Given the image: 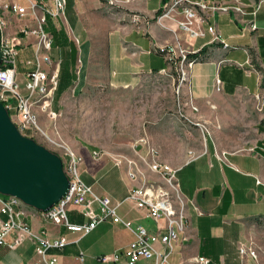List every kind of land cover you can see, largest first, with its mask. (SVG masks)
Segmentation results:
<instances>
[{"label":"crops","instance_id":"obj_1","mask_svg":"<svg viewBox=\"0 0 264 264\" xmlns=\"http://www.w3.org/2000/svg\"><path fill=\"white\" fill-rule=\"evenodd\" d=\"M47 1L53 5V0ZM165 1L121 0L118 5L111 6L107 0H67L64 16L48 15L50 28L47 31L51 34V29L57 30V24L65 23L69 41L73 40L72 28L75 26H82L88 35L86 63L82 61V43L77 38L76 61L85 70V85L81 90L91 79L99 83L128 86L143 75L161 72L166 68V59L159 48L171 42L174 37L152 19ZM209 1L224 2L230 7L228 12L217 13L212 21L216 22L222 36L232 48L226 51L218 44H207L204 52H201L203 59L195 62L191 68L187 93L200 107L199 120L203 118L205 122L210 120L208 104L218 106V110H221L222 102H242L243 115L251 116V122L246 119L245 128L249 129L248 126L253 127L254 109L245 101L251 97L264 99V3L254 16L252 11L259 0H240L246 11L243 15L235 10L238 3L234 0ZM135 13L148 18L149 23L141 24L142 27L139 28L132 20ZM10 17L12 22L20 25L13 16ZM253 20L258 25L256 30L248 27L249 21ZM16 30L17 27L11 24V31ZM104 35L107 36V41L102 38ZM179 37L191 49H198L210 40V35L192 40L184 32H180ZM54 45L53 37V47ZM52 56L56 61H61ZM111 66L116 67L115 74L111 72ZM102 67L106 68V74ZM217 79L221 80L220 90L217 89ZM74 92H77L75 88ZM263 116L264 113L261 114L259 123ZM196 126L203 130L202 123ZM258 129L262 134L256 141L231 135L228 139H223L214 136L210 130L209 133L205 131L202 145L185 148L181 160L165 159L160 155L163 161L178 168L180 188L187 202L186 234H182L176 244L172 255L174 264H197L194 261L196 256L209 258L211 264H241L239 244L249 239L256 243L259 262L264 264V243L261 241L264 240V123ZM29 136L34 137L33 134ZM207 136L212 140V150ZM149 140L153 143L152 139ZM72 145L82 158L81 163L86 162L82 169L84 177L81 174L83 180L93 185L98 193L110 195L115 202L125 200L130 187L143 182L142 177L136 181L129 177L130 167L135 165L147 178L155 176L145 163L149 160V154L143 145L133 146L134 155L122 157L98 156L96 150H90L79 141ZM238 165H243L248 170L242 173ZM21 207L26 211L21 218L34 231L45 232L49 236L60 233L70 240L71 243L64 249L54 251L61 264H84L85 255L91 254L96 246L102 247L98 256L110 254L123 249L134 239L131 229L111 220L101 223L91 233L80 238L79 234L49 222L42 211L25 203L23 206H16L17 209ZM70 211L77 215L83 214L75 207ZM119 212L125 219L131 220L133 225L142 224L151 232L160 231L146 210L138 209L131 202H124ZM7 218L0 211V221ZM69 219L80 224L89 221L85 215L82 219ZM161 224L165 225V221H161ZM162 232L165 233L166 230L163 229ZM78 238L80 239L76 242ZM33 245L36 250V243L33 242ZM247 262L253 264L251 259ZM38 263L44 264L39 255ZM146 263L145 260L138 262Z\"/></svg>","mask_w":264,"mask_h":264},{"label":"built area","instance_id":"obj_2","mask_svg":"<svg viewBox=\"0 0 264 264\" xmlns=\"http://www.w3.org/2000/svg\"><path fill=\"white\" fill-rule=\"evenodd\" d=\"M18 0L0 1V31L3 62L0 66V102L7 108L13 121L24 134L27 129L39 131L47 136L52 143L61 147L65 146L50 137L39 123L40 115H44L51 121H56L60 115L54 109V99L59 88L60 64L52 56L53 36L45 28L48 15L53 17L64 16L67 0H53L50 5L47 0ZM111 6H116L121 0H107ZM235 10L242 15L246 13L244 4L240 0ZM264 0L255 3L252 11L254 16L261 9ZM230 10L228 4L209 0H166L152 19L163 29L173 33L174 41L161 45L159 51L166 59L167 67L161 72L175 69L179 89L187 87L191 78V68L194 63L203 59L201 52L207 44H218L224 50L232 46L222 36L216 22L212 18L217 13H225ZM10 16H13L19 29L14 34L11 31ZM134 23L141 28V24H148L149 19L141 14L132 15ZM251 30L258 28L257 23L249 21ZM184 32L187 36L196 40L210 35L209 42L198 49H188L183 46L178 32ZM28 39H33L29 42ZM32 45L34 47L35 61L27 60L29 68L23 74V87L18 80L17 59L21 47ZM191 54H198L192 58ZM200 55V56H199ZM217 89H221V80L217 79ZM181 104L192 111H199L194 98L185 93ZM12 100H15L14 104ZM15 110V115L11 111ZM201 125V123H198ZM203 132L205 133V129ZM27 135V134H25ZM29 136V135H27ZM31 137V136H29ZM143 145L147 148L149 160L145 161L149 171L154 177L147 178L145 173L134 165L129 169V177L136 181L143 178V182L130 187L125 200L115 202L110 195L98 193L93 185L85 182L81 176L79 165L82 158L73 151L59 154L64 163V170L70 179V187L61 200L48 211H42L44 217L58 227H65L67 231L77 233L80 238L91 233L101 223L113 221L121 223L134 233V239L123 249L110 254L97 257L102 263L111 264H138L145 260L146 264H174L172 255L176 244L187 229V202L182 195L178 168L163 161L159 150L152 145L147 137L136 140L135 147ZM67 156V160L65 159ZM131 163V162H130ZM133 164V163H131ZM133 203L138 209L146 210L158 226L159 232H151L142 224L133 225L129 219H125L119 212L124 202ZM24 202L15 196H3L0 193V211L8 216L0 221V244H7L10 248H16L26 238L36 243V252L42 258L44 264H61L56 250L64 249L70 240L66 235L58 233L49 236L45 232L34 229L21 217L26 211L21 207ZM76 207L89 221L83 224L74 223L69 219V208ZM165 221V225L161 224ZM166 232L163 233L162 230ZM11 236V241L8 237ZM78 238L75 240L79 241ZM239 252L242 257L241 264H260L259 251L256 243L249 239L239 244ZM83 261V253L80 255ZM197 264H211V260L204 256L194 257Z\"/></svg>","mask_w":264,"mask_h":264},{"label":"rangeland","instance_id":"obj_3","mask_svg":"<svg viewBox=\"0 0 264 264\" xmlns=\"http://www.w3.org/2000/svg\"><path fill=\"white\" fill-rule=\"evenodd\" d=\"M19 1L26 2L25 0ZM103 1L106 2V0ZM11 24L17 27V30L13 32L15 34L19 26L15 22H11ZM45 28L49 30L50 20ZM56 28L57 30L51 29L52 36L55 38V45L51 53L61 60L59 88L54 99V109L59 111L60 115L56 121H51L44 115H40L39 123L50 137L62 143L65 148L50 142L47 136L39 131L34 133V138L52 151L58 154H64L66 151L76 153L72 143L79 141L90 150H96L99 153L98 156H130L134 155L133 146L136 140L147 137L152 139L153 143H151L159 150L160 155H163L165 159L175 161L181 160L185 148L196 144L202 145L201 141L205 140V135L204 132L202 133L203 130L196 126L198 123H202L207 133L210 130L214 136H220L223 139H228L231 135L239 137V139L248 138L249 141H256L261 136L262 133L260 134L261 130L258 127L264 120L263 118L259 123L261 114L264 113V99L259 100L258 97H251L245 101L249 107L254 109L253 127L248 126L249 129L245 128L246 119L248 118L250 121L251 116L243 115L242 102L236 100L222 102L221 110L220 108L218 110V106L208 104L210 120L208 122H205L203 118V121L199 120L198 116L201 115V110L196 103L199 111L194 112L189 107L184 108L180 102L186 96L187 87L179 89L175 69L143 75L128 86L99 83L91 79L81 90L85 85V70L81 68V63L78 65L76 61L78 56L77 38L82 43V61L86 63L89 50L86 41L88 35L83 31L82 26H75L72 28L73 40L69 41L66 36L68 28L65 23L57 24ZM171 34L173 35V33ZM102 38L107 41V36L104 35ZM180 40L185 48L191 49L181 38ZM28 41L32 42L33 39H28ZM28 59L35 61L32 45L21 47L17 59L18 80L22 87L23 74L33 67V64H27ZM102 68L106 74V68ZM111 72L115 74V66L111 68ZM74 88L77 90L76 93ZM12 102L16 103L15 100ZM11 114L15 115V110H12ZM24 134L30 135L32 130L27 129ZM207 140L212 150L210 136H207ZM67 158L65 156L66 160ZM85 165L86 162L79 165L82 176V169ZM238 166L242 173L248 170L243 165ZM144 167L147 169L146 164ZM72 208L74 207L69 208V218L82 219L84 214L72 213L70 211ZM11 239L12 237L9 236L8 241ZM261 241L264 243V240L261 239ZM101 249V245H98L91 254H86L84 264H110L101 263L95 259L102 252ZM0 264L42 263H38V254L32 240L26 238L16 248L0 244Z\"/></svg>","mask_w":264,"mask_h":264},{"label":"water","instance_id":"obj_4","mask_svg":"<svg viewBox=\"0 0 264 264\" xmlns=\"http://www.w3.org/2000/svg\"><path fill=\"white\" fill-rule=\"evenodd\" d=\"M3 58L0 31V66ZM69 187L62 157L34 137L23 134L0 102V193L48 211Z\"/></svg>","mask_w":264,"mask_h":264},{"label":"trees","instance_id":"obj_5","mask_svg":"<svg viewBox=\"0 0 264 264\" xmlns=\"http://www.w3.org/2000/svg\"><path fill=\"white\" fill-rule=\"evenodd\" d=\"M204 50H205V49H203V51H202V52H204ZM159 52H160V51H159ZM160 53H161V52H160ZM161 54H162V53H161ZM190 56H191L192 58H195V57H197V56H198V54H191ZM199 56H200V55H199ZM263 123H264V120H263Z\"/></svg>","mask_w":264,"mask_h":264}]
</instances>
